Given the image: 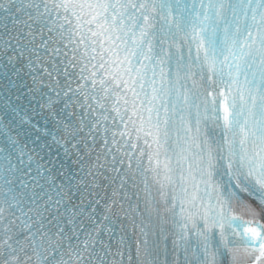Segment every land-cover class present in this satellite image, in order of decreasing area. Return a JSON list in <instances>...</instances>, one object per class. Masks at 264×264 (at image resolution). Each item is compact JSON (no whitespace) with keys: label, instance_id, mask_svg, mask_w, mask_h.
<instances>
[{"label":"snow or ice","instance_id":"1","mask_svg":"<svg viewBox=\"0 0 264 264\" xmlns=\"http://www.w3.org/2000/svg\"><path fill=\"white\" fill-rule=\"evenodd\" d=\"M0 264H264V0H0Z\"/></svg>","mask_w":264,"mask_h":264}]
</instances>
